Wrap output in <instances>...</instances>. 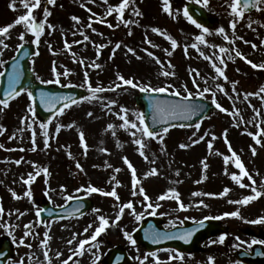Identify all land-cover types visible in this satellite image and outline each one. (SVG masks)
Returning a JSON list of instances; mask_svg holds the SVG:
<instances>
[{
    "label": "rangeland",
    "instance_id": "rangeland-1",
    "mask_svg": "<svg viewBox=\"0 0 264 264\" xmlns=\"http://www.w3.org/2000/svg\"><path fill=\"white\" fill-rule=\"evenodd\" d=\"M119 2L120 0H108V4H105L104 0H56L54 5L42 2L41 8L35 10L34 14L38 19H42V9L47 7L51 13L47 23L52 24L54 28L46 27L39 45H36V52H39V55L32 58L35 75L45 80L54 79L51 69L55 64L59 72H63L65 68L70 71L68 77L61 76V85L71 84L87 89V85L84 84L87 73L89 83L93 87L103 86L107 89L122 83L117 80V74H120L127 79H133L134 82L150 84L153 87L171 84L173 88L169 92L178 89L182 94L185 85L194 94L197 92V88L192 83L193 79H196L200 90L205 87L210 89L203 98L212 101L211 93L215 92V99L227 111L221 112L217 109L199 123V130L195 126L184 132L169 128L162 144L158 140L147 139L144 149L147 157L145 159L140 156L138 146L131 142L133 138L130 132L119 127L122 121L117 115L119 108L123 106L129 110V119L135 120L132 113L139 109L134 105L133 95L139 91L138 88L123 86L115 91L100 93V99L91 103L82 102L73 105L65 110L63 115L53 117L47 129L48 147L44 145L40 124L36 120L33 121V114L27 111L30 103L27 93L22 92L19 97L10 101L7 109L0 112V125L6 129L3 135H0V144L4 145V148H0V206L4 209L3 214H0V224L10 226L0 227V237L8 238L15 251L14 257L7 264H49V262L62 264L64 259L72 255L79 240L90 237L94 232L95 227L98 226V215H104L110 221L115 219L118 211V202L115 198L99 193L89 195L83 191L77 192L76 189L82 186L87 187L91 184L105 191H111L115 184L112 177L115 176L120 182L116 189L120 197L119 203L132 201L137 212L145 213L143 219L153 216L148 214L151 212L150 209L145 212V207L141 203L143 198L139 194L132 196L131 170L123 163V157H128L137 171V178L140 181L137 191L142 186L153 204L157 202V197L169 188H176L181 194L187 211L178 210L174 200L159 201L161 207L156 210L155 216L165 220V228L180 225L185 219L196 222L207 216H222L225 212L237 209L241 211L243 219L233 217L219 219L228 227L223 244L213 243L218 241L219 235H216L204 242L200 252L182 254L183 259L177 258V252L172 249L155 251L156 258L161 264H208L209 256L214 258V264H240L234 258V251L240 248L248 249V244L255 239L247 233V230L250 229L255 234L260 232L264 234V225L245 222L264 216V196L247 206L228 202L252 193L250 188H240L230 179V175L225 174L223 155H231L225 143V130L232 149L241 157L246 169L256 180L257 189L264 191L260 187L261 181H264V136L258 137L261 139V144L257 145L247 134L248 132L255 134L264 129V101L259 96H251L247 100L244 98L246 93L258 92L260 86L264 85V69H253L245 59L235 56V50H239L247 60L257 64L264 63V10L255 9L253 13L239 18L236 21V29L233 30L230 27L234 19L228 7L230 0H209L207 7L198 4L215 19L210 32L205 34L206 45L198 44V51L191 45L197 43L194 37L201 34V31L191 30L190 22L182 14L184 5L187 2L195 3V0H171L173 15L176 18L163 12L162 0H132L125 10L124 19L136 23H130L128 26L123 23L118 24L116 13L107 14V8L114 7ZM11 3L12 0H0V26L13 23L18 16L26 14V9L19 0H16L15 10L9 7ZM261 7L264 8V5ZM133 8L138 9L142 15L139 17L133 15ZM72 16H77L80 22L73 21ZM89 17H92V28L87 27L90 22ZM250 23L251 27L248 26ZM108 24H112L113 27L109 28ZM153 27L167 32L177 41L178 46L173 50L170 42L163 35L151 31ZM220 27L225 29L229 36L228 41L216 31ZM23 31H25L23 25H17L10 30L9 38L5 40L9 48L2 50L3 55L0 59L6 61L13 56L16 46L21 43L18 37ZM84 35L89 37L87 41L84 40ZM146 38L150 43L146 42ZM33 39L30 33H26L24 42H31ZM65 40L72 45L70 50L65 49ZM116 43H120L121 47L116 49L113 55ZM252 44L257 47L253 49ZM49 45L52 51L49 50ZM97 45H105V47L98 50ZM186 46L187 54H185ZM128 47L134 49L136 55L129 53ZM220 47L229 51L220 53ZM145 50L151 51L154 57L159 58L164 70L174 72L175 75L162 76L161 65L149 57ZM165 50L171 51L172 55L168 56ZM137 56L140 58L137 59ZM204 56L213 59L206 60ZM218 58L224 59L223 65L219 64ZM80 60L84 63H79ZM93 62L99 64L100 68L90 67ZM213 62L223 68L227 80L218 76L212 67ZM169 63L173 67L169 68ZM193 70L198 71L199 75L197 76ZM233 82H238L235 92ZM217 85L223 87L224 92L219 91ZM112 100L116 103L109 111L104 105ZM254 109L259 110L260 114L257 115ZM89 111L93 112L92 117L87 116ZM230 113H238V115ZM25 116L29 118L26 124L32 123L31 129L20 122ZM110 123L114 128L107 130V125ZM57 124L64 125L58 133ZM69 124H73V127H67ZM257 125H260L259 129ZM21 128L24 130L19 131ZM81 130L85 133L88 146L86 153L79 142ZM33 132L36 133L37 141L35 152L30 150ZM113 132L115 135L112 134ZM205 133L208 135L205 136ZM13 134L15 137L9 139ZM201 136H204L203 140L196 144L192 143V140H199ZM209 141L213 144L211 150L208 149ZM181 143L189 147L182 149L179 147ZM250 146L257 149L255 156ZM102 148L106 151H101ZM217 152L221 155H217ZM21 158H23L21 164L17 165L15 161ZM205 158L208 164L206 171L200 163ZM77 163L82 166L83 171L76 167ZM33 165L36 167L34 168ZM43 168L49 170L47 176L41 171L30 186L22 183L21 177L26 179L28 173L34 174ZM117 168L120 169L119 172L115 171ZM153 168L158 174L145 177V174L151 172ZM227 169L229 173L239 174V170L232 164H229ZM177 172H179L178 176ZM202 176H206L207 179L197 184L196 181L201 180ZM176 181L180 182L176 183ZM243 182L250 184L247 178H244ZM62 185L65 191H61ZM225 187L231 191L223 198L192 196V193L197 191L218 194ZM29 188L32 197H24L23 193ZM12 191L21 198L14 199L11 195ZM46 192L48 195H45ZM67 195L91 199L93 209L100 211L97 213L92 210L82 216L48 219L40 223L36 211L41 209V202L46 200L52 206L59 207L67 202L64 199ZM200 200H203L207 207L200 205ZM129 211L126 209L121 220L98 237L94 242L99 245L98 248L86 245L85 254L73 256L69 264H92L94 254L100 256L97 264H103L106 251L116 245L126 249L133 264H140L141 260L144 264H155L156 258L149 256V253L143 251L141 247L126 242L124 231L131 234L142 221V219L136 221ZM21 212L25 214L20 216ZM25 224L32 226L26 230ZM89 224L93 227L85 233L84 229ZM25 231L30 234L26 236ZM46 231L51 239L47 246L42 247L41 241ZM73 233L77 234L76 239L69 245L67 241L72 239ZM21 239L25 241L24 244L19 243ZM262 246L264 248V244ZM45 252L48 253L47 259L44 256ZM57 252L60 253L59 256ZM170 257L172 259H169Z\"/></svg>",
    "mask_w": 264,
    "mask_h": 264
},
{
    "label": "snow or ice",
    "instance_id": "snow-or-ice-1",
    "mask_svg": "<svg viewBox=\"0 0 264 264\" xmlns=\"http://www.w3.org/2000/svg\"><path fill=\"white\" fill-rule=\"evenodd\" d=\"M42 2H46L47 5H54L56 0H19V3L23 6L24 9H26V14L20 15L17 17V19L13 22L10 23L6 26H0V56L3 55V49H8L9 48V44L5 42V40L7 38H9L8 34L10 32V30L12 28H14L17 25H23L25 31L21 32L19 34V41H21V43H19L16 46V51L19 52L21 49L24 48V41H25V34L26 33H30L34 39L31 41V43L33 45H39L40 43V39L41 36L45 33V28L47 27L48 29H53L54 26L50 23H47V18L51 15L49 9L47 7H44L42 9L43 12V18L42 19H38L37 16L34 14L35 10L40 9L42 6ZM15 3L16 0H12V3L9 5L10 8H13V10H15ZM105 4H108V0H104ZM130 3H132V0H120V2L118 3V5L116 6H109L107 8V14L108 15H112L113 13H116L117 16V21L118 24L119 23H123L125 26H128V24L130 23H136V21H128L124 19V15H125V10L129 7ZM195 3L197 4H201L204 7H207L209 4V0H195ZM162 10L164 13L168 14L169 16H172L173 18H176L173 15V10H172V5H171V0H162ZM264 5V0H230V3L228 5V7L230 8V15H232L234 17L233 21L230 23V27L235 30L236 29V21L239 18H243L245 15L246 10L252 9V8H256L257 10H264V8H262L261 6ZM83 7V5H81ZM90 11V9H89ZM182 14L183 16L191 23L193 24L197 29H200L201 34L195 35L194 39L197 43H193L191 45L192 48L197 49L199 51L198 48V44L200 45H206V39H205V34H208L210 32V29L206 26H204L202 23H199L196 19L193 18V15L190 14V9L185 6L182 9ZM95 15V14H93ZM133 15L139 17L142 15V13L138 10L133 8ZM71 19L73 21H75L76 23H79L80 20L77 16H72ZM89 23L87 25V27L92 28V17H89ZM249 27H251V23L248 25ZM108 27L111 28L113 27L112 24H108ZM93 32H95L96 30L93 28L92 29ZM151 31L153 33H157L159 35H163L165 37V39H167L170 44H171V48L174 50L178 45H177V41L172 38L170 35L167 34V32L162 31L159 28L153 27L151 29ZM219 34H222L224 39L226 41L229 40V36L226 34L225 29L223 27H220L216 30ZM75 35V33H74ZM81 35H83V33H81ZM129 35H131V32H129ZM89 39V37L87 35H84V40L87 41ZM146 42L150 43V41H147L146 38ZM231 43V41H229ZM247 43V41H245ZM74 43H81L80 41H74ZM64 47L67 50H70L72 45L69 44L67 42V40H65L64 43ZM97 49L99 50L100 48L105 47V45H97L96 46ZM121 47L120 43H116L115 48L113 49V55L115 54V50L119 49ZM215 47V46H213ZM253 49H255L257 47V45L252 44ZM49 50L52 51L51 46L49 45ZM127 51L129 53H132L133 55H136L134 49H132L131 47L127 48ZM147 55L149 57H152L153 59L156 60L157 64L161 65V72L160 74L164 77H169V76H174L175 73L168 71V70H164V66L161 64V61L159 60V58L154 57V54L151 51H147L145 50ZM166 54L168 56L172 55L171 51L165 50ZM229 50L227 48L224 47H220L219 48V52L220 53H227ZM185 54H187V46L185 47ZM28 52L25 51L23 56L17 58V57H13L14 63L12 64V70L10 72L7 73V88L4 89V93H3V98L0 99V112H3L5 109H7L10 105V101L16 99L17 97H19L21 95L22 92H27V96L28 99L30 101V103L27 106V111L32 115V120H35V115H34V109H33V105L31 103V101L34 99L33 97V93L31 91H27V87L21 85V78L23 77L24 73L21 69V65H20V60H22L24 58V56H27ZM35 55H39V52H36ZM74 55V54H73ZM201 55H203V53H201ZM235 56L236 57H240L241 59H245L246 62L248 64L251 65V67L253 69H264V63H254L251 60H247L246 57H244L242 55V53L239 50H235ZM140 57L137 56V59H139ZM204 59L206 60H212V57H208V56H204ZM219 59V64L223 65L224 64V59L223 58H218ZM7 63V61L0 59V68H3V66ZM79 63L83 64L84 61L80 60ZM90 67H95V68H100L99 64H96L95 62H93L92 65H89ZM169 68L173 67L170 63L168 65ZM212 67L214 68L215 72L218 74V76L223 77L225 80H227V76L224 73V70L222 67L217 66V63L213 62L212 63ZM194 72H196V75H199V72L196 70H193ZM52 75L54 77V79H41V77L39 75H36V80L39 81L40 84H57V85H61V76L64 77H68L70 75V71L68 69H64L63 72H59L57 71V67L55 66V64L53 65L52 69H51ZM5 72L4 71H0V76H4ZM117 80L121 81L122 83H117L115 85V87H110V88H104L103 86H96L93 87L88 80V74L85 73V78H84V84L87 85V91L89 93V95L83 96L80 99H77L73 96H65V95H59L57 93L54 92H45V91H40L38 93L39 96V102L40 104L47 109L50 113H53V117L56 116H60L63 115L65 110L70 109L73 105H78L82 102H93L95 100L100 99L99 94L100 93H104L106 91H115L118 88H121L123 86H129L132 89H139V91L141 93H147L148 96L146 97L149 101V107L151 109V126L149 124H147L145 122V113L143 112H133L132 115L135 116V120H130L129 119V110L126 107L121 106L119 108V113L118 118L122 121V123L119 125L120 128L125 129L127 131L130 132L131 136H132V143L134 145L138 146V151L140 156L144 157L145 159H147V157L145 156V151L144 149L146 148V140L147 139H153V140H158L161 144L164 141L165 136L168 134L169 132V128L170 127H175L176 125H170L169 122L173 121V120H191L193 116H197L198 114L202 113L205 111V105L204 104H198V103H193L192 98L194 95H198L200 97H203L205 95V93L210 92V89L208 87L203 88V90L199 89V84L197 83L196 79H193L192 83L193 86L197 88V92L194 94L192 91H190L188 89V87L185 85L183 88V93L182 94L179 90H175V91H171L170 95L173 97H181V99L179 100H172V99H167V98H162L160 95H156L153 96L151 95L152 93H156V94H165V93H169V90L173 88V85L171 84H167L165 86H160V87H153L150 84H141L138 82H134L133 79H127L125 78L123 75L117 74ZM238 82H233V91H236V84ZM20 85V88L18 89L17 86ZM63 87H71V84H65L62 85ZM219 91L224 92V88L221 87L220 85L216 86ZM212 101L211 103L213 105H215V107L217 109H219L221 112H226L227 110L225 108H223L215 99L216 93L212 92ZM264 85H261L258 92H248L245 94V100H247L249 97L251 96H259L261 98L262 101H264ZM116 102L114 100L109 101L106 105H104V107L108 108L109 111H111L112 106L115 104ZM59 105V107H57ZM254 111L257 112V115H259V110L254 109ZM232 115H238V113H230ZM87 116L92 117L93 116V112L89 111L87 113ZM28 117L25 116L23 118H21V124L24 125L26 124V122L28 121ZM52 123V117H50L48 119L47 122L45 123H41L39 125L40 129L43 131V136H44V145L45 147H48V143H49V133L47 131L49 124ZM160 125V129L157 130L156 126ZM27 128L31 129L32 128V123H27L26 124ZM181 127H184L185 125H180ZM238 126V125H237ZM64 127V125H60L57 124L56 125V132L58 133L61 128ZM67 127L72 128L73 124H69L67 125ZM114 128L113 124H108L107 125V130H111ZM195 128L197 130H199L200 128V124L197 123L195 124ZM257 128H260V125H257ZM24 129L21 128L19 129V131H23ZM6 131V129L0 125V135H3V133ZM227 130H225V143L228 145V151L231 154L229 155H223V162L225 165V174L226 175H230V179L232 181L235 182L236 185H238L240 188H250V191L252 194L250 195H245L243 196L241 199H236V200H229L228 202L230 204H234V205H241V206H247L249 205L251 202L256 201L258 198L264 196V191L258 190L257 186H256V180L253 179V176L249 173V171L246 169L244 163L241 160V157L232 149L230 142H228L227 140ZM113 135H115V132L112 133ZM249 136H251L253 138V140L255 141V143L257 145L261 144V139L258 137H262L264 136V129H261L260 131H258L257 133L253 134L251 132L247 133ZM195 135V133H194ZM208 135V133H205V136ZM15 137V134H13V136H10L9 139H13ZM191 139V138H190ZM204 139V136H201L199 138V140H192L193 144L199 143L201 140ZM213 139H215V137L213 136ZM79 142H80V146L85 150V153L87 152V143H86V139H85V133L81 130L79 131ZM32 147H31V151L35 152L37 150V141H36V133L33 132L32 134ZM180 148L184 149L189 147V145L187 144H183L181 143L179 145ZM251 147V146H250ZM0 148H4L3 144H0ZM213 148V144L211 141L208 142V149L211 150ZM21 151H24V149H20ZM101 151H106V149H101ZM251 151L252 154L255 156L257 154V149L255 147H251ZM217 155H221L219 152L216 153ZM70 155V153H69ZM22 159H17L15 161V163L17 165H20L22 162ZM123 163L125 165H127V167L131 170V183H132V187H133V191H132V196H136V195H140L143 199L141 201L142 205L145 207V212H147V210H151V212H148L149 215H155L156 214V210L159 209L161 207V204L159 203V201H165V200H174L177 205H178V210L181 211H187V206L182 202L181 199V194L179 193V191L176 188H169L168 190H166L165 192H163L162 194H160L157 197V202L155 204H153L150 201V197L146 194V190L141 186L138 188L137 191V186L140 184V181L137 178V171L135 169V167L133 166V164L130 162L128 157H123ZM201 165L203 170H207L208 168V164L206 163V158L201 160ZM229 164H232L236 169L239 170V174L236 173H229L227 166ZM110 166V165H109ZM33 167L35 168L36 165H33ZM76 167L78 169H80L81 171H83L82 166L77 163ZM41 171L45 174V176H47L49 174V170L47 168H43L40 170H37L34 174L33 173H28L27 178H23L21 177L22 183L24 185H31L36 176H39L41 174ZM116 172H119L120 169L117 168L115 169ZM157 170L155 168H153L151 170V172L146 173L145 177H147L148 175H156ZM179 175V172H177V176ZM244 178H247L248 181H250V184H246L243 182ZM207 179L206 176H202L201 180H197L196 183H202L203 180ZM112 181L115 182L113 188L111 191H105L103 189L97 188L91 184H89L87 187H81L76 189L77 192H81L83 191L86 194H92V193H99L100 195L106 196V197H113L115 198V200L118 202V211L115 215V219L114 220H109V218H107L104 215H98L97 216V220H98V226L95 227L94 232L91 234L90 237L86 238V239H80L78 242V246L75 248V250L73 251L72 255H70L67 259H64L62 264H69L70 261H72L73 256H83L85 254V246L86 245H91V247L94 248H98L99 245L97 243H94L97 241L98 237H100L103 233L106 232V230L117 224L123 214L125 213V210H130L129 214L131 216H133V218L136 221H140L141 219H143L144 216V212H137L133 202L132 201H128L126 203H119L120 202V197L118 195L117 192V187H119L120 182L116 179L115 176L112 177ZM180 181H176V183H179ZM261 189H264V181H261V185H260ZM61 191H65L64 186H61ZM231 190L228 187H225L220 193H206V192H193L192 196L194 197H199V196H218V197H225L229 194ZM11 195L14 199H20L21 197L15 192L12 191ZM45 195H48V193L46 192ZM24 197H28L31 198L32 197V191L29 188L28 190H26L23 193ZM65 201H72L73 199H77L79 200V197H74L73 195H67L64 197ZM200 205H203L204 207H207L206 204H204L203 200L199 201ZM63 207V206H61ZM83 205L82 204H78L77 208L75 209V211H78L80 208H82ZM177 209H174V211ZM44 211L43 209H38L36 211V216L39 217L41 212ZM94 212H99V209H93ZM4 209L2 206H0V214H3ZM25 213H19L20 216L24 215ZM51 215V212L49 213ZM224 217H233V218H240L243 219L241 211L239 209L234 210L232 212H225L223 213L222 216H215V217H204V220H209V219H223ZM204 220H200V221H196V224L199 227H203L204 226ZM246 223L249 224H253V225H264V216H260L258 218L255 219H251V220H245ZM31 224H25L24 228L26 230L31 228ZM174 226V225H173ZM0 227H5V228H9V225H5V224H0ZM14 227V226H12ZM48 227H50V225H48ZM93 227L92 224H89L85 229L84 232L87 233L89 231V229H91ZM197 228H193V229H189L183 233H173V232H165V233H160L157 231H152L150 235L146 236V238L151 239L153 243H158L161 239H180L183 240L185 242H188L193 234L197 231ZM30 233L28 231H25V235H29ZM9 235H11V231H9ZM76 235L75 233H73L72 239H69L67 241V243L69 245H71L73 243V241L76 239ZM124 236L125 238L130 241L133 245L136 243L135 240H133L132 236L130 233H128L127 231H124ZM51 239L49 233L46 231L44 233V239L41 241V246L45 247L48 245L49 240ZM226 239V234H221L218 238V241H213V243L219 242L221 244L224 243ZM237 240H239V237H237ZM20 244H24L25 241L23 239H21L19 241ZM241 243H244L243 241H241ZM264 244V240L261 241H257L255 239H253L251 241V243L248 244V247L251 248L253 244ZM29 247H31L29 245ZM60 253L57 252V256H59ZM149 256H152L153 258H156V253H149ZM45 258H48V253L45 252L44 253ZM176 257L179 259H183L182 254L177 253ZM145 259H147V256L145 257ZM169 259H172V257H170ZM100 260V256L99 255H95L94 254V259L92 260V264H97V262ZM49 264H51V262H49ZM140 264H144V261L141 260ZM155 264H161V261L156 258L155 259ZM208 264H214V258L212 256L208 257Z\"/></svg>",
    "mask_w": 264,
    "mask_h": 264
},
{
    "label": "water",
    "instance_id": "water-1",
    "mask_svg": "<svg viewBox=\"0 0 264 264\" xmlns=\"http://www.w3.org/2000/svg\"><path fill=\"white\" fill-rule=\"evenodd\" d=\"M190 9V14L193 15V18L196 19L199 23H202L206 27H211L213 24V20L210 16L198 5L188 3L186 5ZM254 8L246 10L245 13L251 12ZM27 51L28 55L24 56L22 60H20L21 69L24 73L21 78V85L27 87V91H31L33 93L34 99L31 101L34 109L35 118L40 123H45L48 119L53 115L47 109H45L39 102L38 93L40 91L45 92H54L59 95L65 96H73L77 99L82 98L83 96L89 95L88 91L78 88V87H60L58 85L53 84H40L39 81L36 80L35 75L32 72L30 57L34 55V45L33 44H24V48L19 52L16 51L14 57L23 56L24 52ZM14 60H9L4 65L3 71L5 72L4 76H0V99L3 98L4 89L7 88V73L12 70V64ZM20 88V85L17 86ZM151 95L156 96L160 95L162 98L179 100L180 97H173L168 95H161L152 93ZM148 96L147 93L139 92L134 96L135 103L137 106L141 108L140 112L145 113V122L151 126V109L149 107V101L146 98ZM193 103L204 104L205 111L198 114L197 116H193L191 120H173L170 121V125H185L184 127H189L195 125L198 121L208 116L215 109V105L212 103L205 101L203 99H192ZM59 107V105L57 106ZM160 125L156 126V129H160ZM78 204H82L83 207L78 211H75ZM42 209L44 211L41 212L39 218L40 221L43 222L47 217H64L68 215H79L84 213L86 210L92 208V204L89 200L79 199L70 201L66 206L62 208L52 209L49 203H42ZM51 212V215L49 214ZM163 220L157 217H151L149 219H145L142 221L140 226L133 232L132 238L135 240L136 244L142 245L146 251H152L159 249L161 247H173L180 252L189 253L191 251L198 250L200 248V244L202 241L215 234L218 231H226L227 228L220 226L218 221L209 219L204 220V226L199 227L196 223H191L190 221H184L182 226H177L172 229L166 230L163 228ZM197 228L198 230L193 234L192 238L185 242L180 239H161L158 243H153L151 239L146 238V236L150 235L151 232L157 231L160 233L165 232H173V233H183L189 229ZM13 255V251L11 246L6 239H0V264H5V262L10 259ZM236 258L245 264H264V252L261 247L258 245L253 246V250L251 252H246L244 250H240L236 253ZM105 264H132L130 258L127 256L125 250L122 247H115L111 249L104 258Z\"/></svg>",
    "mask_w": 264,
    "mask_h": 264
}]
</instances>
